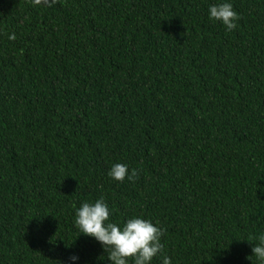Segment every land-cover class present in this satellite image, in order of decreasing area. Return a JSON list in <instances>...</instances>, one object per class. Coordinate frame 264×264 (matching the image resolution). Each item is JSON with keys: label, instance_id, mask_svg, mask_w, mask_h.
Returning a JSON list of instances; mask_svg holds the SVG:
<instances>
[{"label": "trees", "instance_id": "obj_1", "mask_svg": "<svg viewBox=\"0 0 264 264\" xmlns=\"http://www.w3.org/2000/svg\"><path fill=\"white\" fill-rule=\"evenodd\" d=\"M100 197L166 230L151 264H261L264 0H0V264H110Z\"/></svg>", "mask_w": 264, "mask_h": 264}, {"label": "clouds", "instance_id": "obj_2", "mask_svg": "<svg viewBox=\"0 0 264 264\" xmlns=\"http://www.w3.org/2000/svg\"><path fill=\"white\" fill-rule=\"evenodd\" d=\"M36 5H46L51 7L58 0H31ZM209 18L220 21L232 31L238 27L236 21L241 17L233 9L229 2H222L209 7ZM15 39V35L8 37ZM108 175L119 182L125 179L134 181L138 178L137 169H132L129 174L128 166L122 163L114 164ZM112 215L108 204L103 197L94 202H83L75 212V226L79 234L89 236L98 241L110 264H151L154 257L161 255L164 244L161 242L166 230L152 221L140 217L127 219L123 225L110 222ZM259 243L251 249L253 255L264 264V234L258 237ZM250 257H248L249 259ZM71 260L78 257L72 256ZM162 264H172L171 258L167 255L162 256Z\"/></svg>", "mask_w": 264, "mask_h": 264}]
</instances>
